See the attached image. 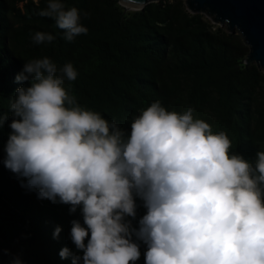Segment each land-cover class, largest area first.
Listing matches in <instances>:
<instances>
[{
  "label": "clouds",
  "instance_id": "obj_1",
  "mask_svg": "<svg viewBox=\"0 0 264 264\" xmlns=\"http://www.w3.org/2000/svg\"><path fill=\"white\" fill-rule=\"evenodd\" d=\"M38 15L52 18L66 41L88 32L81 11L64 0H47ZM54 40L32 36L37 45ZM77 76L71 62L25 63L16 82L30 86L10 100L3 161L38 199L81 211L83 223L72 220L70 235L83 256L64 247L60 257L136 264L142 242L145 264H264V151L253 163L192 108L169 111L159 101L141 110L129 133L77 102L65 87ZM7 119L0 115V128ZM137 197L147 210L138 228L127 219L137 216Z\"/></svg>",
  "mask_w": 264,
  "mask_h": 264
},
{
  "label": "trees",
  "instance_id": "obj_2",
  "mask_svg": "<svg viewBox=\"0 0 264 264\" xmlns=\"http://www.w3.org/2000/svg\"><path fill=\"white\" fill-rule=\"evenodd\" d=\"M64 3L81 11L88 28L72 42L52 18L38 15L47 0H0V115L8 116L0 128V264L16 257L23 264H72L59 255L64 247L83 256L70 235L72 220L83 223L81 211L38 199L3 163L14 118L10 100L18 88L30 86L16 76L33 59L47 57L58 67L71 62L78 76L65 82L70 94L129 133L141 110L159 101L169 111L192 108L195 118L228 135L231 152L253 163L264 151V72L244 63L249 48L241 35L191 14L184 0H163L142 11H126L119 0ZM38 31L55 40L35 44ZM136 203L137 216L127 219L138 228L147 210L138 197ZM58 226L62 231L54 238ZM140 244L136 264H145L146 245Z\"/></svg>",
  "mask_w": 264,
  "mask_h": 264
},
{
  "label": "water",
  "instance_id": "obj_3",
  "mask_svg": "<svg viewBox=\"0 0 264 264\" xmlns=\"http://www.w3.org/2000/svg\"><path fill=\"white\" fill-rule=\"evenodd\" d=\"M163 0H119L126 11H142ZM191 14H202L228 33L242 36L249 54L245 64L254 63L264 72V0H184Z\"/></svg>",
  "mask_w": 264,
  "mask_h": 264
}]
</instances>
